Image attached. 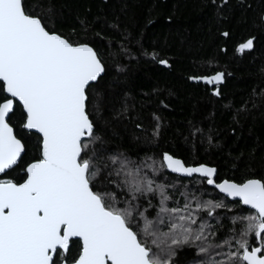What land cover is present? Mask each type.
Returning <instances> with one entry per match:
<instances>
[{
    "label": "snow or ice",
    "instance_id": "1",
    "mask_svg": "<svg viewBox=\"0 0 264 264\" xmlns=\"http://www.w3.org/2000/svg\"><path fill=\"white\" fill-rule=\"evenodd\" d=\"M36 7L29 11L26 0H0V264H179L178 252L186 248L203 257L194 264H264V176L221 179L215 167L189 164L169 151L146 158L151 163L119 153L104 161L93 146L100 138L90 112L106 71L102 59L88 42L50 29L46 14H33ZM253 46L250 37L237 51ZM223 78L221 72L189 77L207 85ZM212 94L220 92L214 87ZM17 108L21 127L35 130L38 151L13 179L8 172L26 149L10 123ZM145 168L153 176L164 169L198 174L201 187L181 193L184 203L169 207L168 186ZM102 172L107 175L101 180ZM205 182L224 198L203 199ZM109 184L120 198L105 191ZM227 197L238 198L228 211L240 214L229 217L225 231L215 210L227 207Z\"/></svg>",
    "mask_w": 264,
    "mask_h": 264
},
{
    "label": "trees",
    "instance_id": "2",
    "mask_svg": "<svg viewBox=\"0 0 264 264\" xmlns=\"http://www.w3.org/2000/svg\"><path fill=\"white\" fill-rule=\"evenodd\" d=\"M33 5V14L47 15L50 29L88 42L102 59L106 71L92 93L90 112L100 138L93 146L104 161L119 153L135 163H151L146 158L169 151L189 164L215 167L221 179L242 182L264 176V0H227L223 5L221 0H26L29 11ZM250 37L253 48L238 52ZM160 59H167L168 66L160 65ZM215 72L223 74L219 84L189 79ZM214 87L219 96L212 94ZM19 113L17 108L10 123L26 149L8 172L13 179L38 151L36 134L21 127ZM143 170L168 186L173 197L169 207L177 200L184 203L181 193L201 187L197 175L186 178L164 169L153 176ZM203 187L208 190L203 199L224 198L206 182ZM105 191L122 195L112 184ZM158 202L157 196L153 204ZM225 203L215 212L226 231L229 217L240 213L229 212L233 205L226 198ZM149 211L154 215L156 209ZM209 223L215 231L217 221ZM178 257L179 264L203 259L194 248L180 250Z\"/></svg>",
    "mask_w": 264,
    "mask_h": 264
},
{
    "label": "water",
    "instance_id": "3",
    "mask_svg": "<svg viewBox=\"0 0 264 264\" xmlns=\"http://www.w3.org/2000/svg\"><path fill=\"white\" fill-rule=\"evenodd\" d=\"M159 64H160V63H159ZM160 65H162V64H160ZM162 66L167 67L168 64H167V65H162ZM25 130H26V129H25ZM27 131H29V130H27ZM30 132H34V133H35V130H31ZM22 154H23V153H22ZM21 156H22V155H21ZM20 158H21V157H20ZM20 158H18V162H19ZM168 171H169V170H168ZM169 172H170V171H169ZM171 173H172V172H171ZM173 174H176V175L181 176V177L190 178L189 176H186V175H184V174H177V173H173ZM194 175L199 176L198 174H193V176H194ZM191 177H192V176H191ZM209 187L213 188L212 186H209ZM216 191H217V193H218V190H216ZM219 194H221L222 196H224V194H222V193H219ZM226 199L232 201V200H234V199H238V198L227 197ZM243 207H247V206H243ZM74 239H78V238H74Z\"/></svg>",
    "mask_w": 264,
    "mask_h": 264
}]
</instances>
